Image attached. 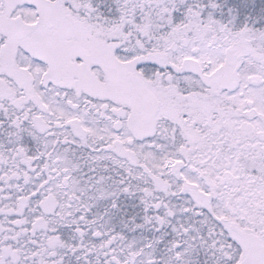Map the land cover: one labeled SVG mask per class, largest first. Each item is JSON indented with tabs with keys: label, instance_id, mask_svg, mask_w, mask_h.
Segmentation results:
<instances>
[{
	"label": "snow or ice",
	"instance_id": "1",
	"mask_svg": "<svg viewBox=\"0 0 264 264\" xmlns=\"http://www.w3.org/2000/svg\"><path fill=\"white\" fill-rule=\"evenodd\" d=\"M0 264H264V0H0Z\"/></svg>",
	"mask_w": 264,
	"mask_h": 264
}]
</instances>
